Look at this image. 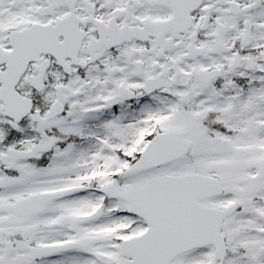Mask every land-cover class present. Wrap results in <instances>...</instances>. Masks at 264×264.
I'll return each mask as SVG.
<instances>
[{"label": "snow or ice", "instance_id": "obj_1", "mask_svg": "<svg viewBox=\"0 0 264 264\" xmlns=\"http://www.w3.org/2000/svg\"><path fill=\"white\" fill-rule=\"evenodd\" d=\"M0 264H264V0H0Z\"/></svg>", "mask_w": 264, "mask_h": 264}]
</instances>
